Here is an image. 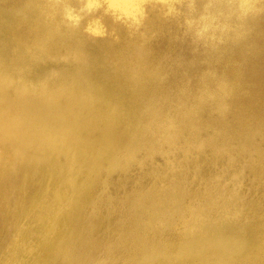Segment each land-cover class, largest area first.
<instances>
[{"label":"rangeland","instance_id":"obj_1","mask_svg":"<svg viewBox=\"0 0 264 264\" xmlns=\"http://www.w3.org/2000/svg\"><path fill=\"white\" fill-rule=\"evenodd\" d=\"M0 129V264H264V0H0Z\"/></svg>","mask_w":264,"mask_h":264},{"label":"bare ground","instance_id":"obj_2","mask_svg":"<svg viewBox=\"0 0 264 264\" xmlns=\"http://www.w3.org/2000/svg\"><path fill=\"white\" fill-rule=\"evenodd\" d=\"M110 1V3H112V4H115V5H118V6H122V7H128L129 5H130V1L131 0H109ZM133 2V1H132ZM135 3V2H134ZM123 10V9H122ZM6 118H7V116H6ZM6 120V119H5ZM14 124V123H13ZM12 124V125H13ZM11 125V126H12ZM7 126V125H6ZM1 130V129H0ZM17 130V129H16ZM15 131V130H14ZM9 132H10V130H9ZM12 132V131H11ZM14 134V133H13Z\"/></svg>","mask_w":264,"mask_h":264}]
</instances>
